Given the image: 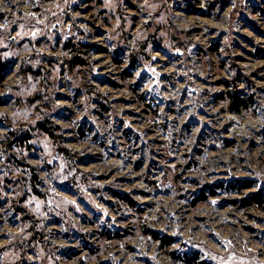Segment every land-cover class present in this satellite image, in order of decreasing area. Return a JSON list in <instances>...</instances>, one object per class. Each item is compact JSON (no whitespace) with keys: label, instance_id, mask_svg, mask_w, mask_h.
<instances>
[{"label":"rangeland","instance_id":"374dc122","mask_svg":"<svg viewBox=\"0 0 264 264\" xmlns=\"http://www.w3.org/2000/svg\"><path fill=\"white\" fill-rule=\"evenodd\" d=\"M0 264H264V0H0Z\"/></svg>","mask_w":264,"mask_h":264},{"label":"trees","instance_id":"16d2710c","mask_svg":"<svg viewBox=\"0 0 264 264\" xmlns=\"http://www.w3.org/2000/svg\"><path fill=\"white\" fill-rule=\"evenodd\" d=\"M230 98V106H229V110H231L232 112H238L240 109V106L243 107H247L246 105V101L243 99L238 98L235 94L233 95H229ZM257 204L259 203V201L254 200Z\"/></svg>","mask_w":264,"mask_h":264}]
</instances>
